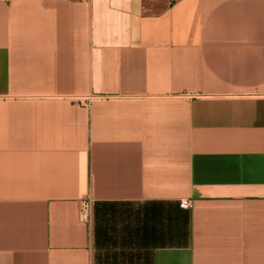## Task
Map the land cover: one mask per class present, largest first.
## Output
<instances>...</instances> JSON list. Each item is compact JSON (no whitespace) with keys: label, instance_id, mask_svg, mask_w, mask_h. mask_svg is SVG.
<instances>
[{"label":"crops","instance_id":"0c3cea01","mask_svg":"<svg viewBox=\"0 0 264 264\" xmlns=\"http://www.w3.org/2000/svg\"><path fill=\"white\" fill-rule=\"evenodd\" d=\"M0 264H264V0H0Z\"/></svg>","mask_w":264,"mask_h":264},{"label":"built area","instance_id":"2783aa9c","mask_svg":"<svg viewBox=\"0 0 264 264\" xmlns=\"http://www.w3.org/2000/svg\"><path fill=\"white\" fill-rule=\"evenodd\" d=\"M86 100H91V98L86 99ZM180 207L183 208V209H190L192 207V205H191L190 201H181ZM91 210H92L91 201H83V203L81 204V213H82V215L87 217L89 215V213L91 212Z\"/></svg>","mask_w":264,"mask_h":264}]
</instances>
